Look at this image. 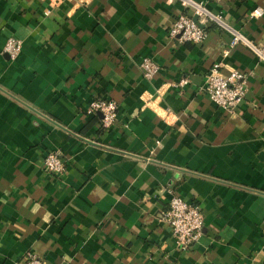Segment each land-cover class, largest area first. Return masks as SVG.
Masks as SVG:
<instances>
[{"label":"crops","instance_id":"obj_1","mask_svg":"<svg viewBox=\"0 0 264 264\" xmlns=\"http://www.w3.org/2000/svg\"><path fill=\"white\" fill-rule=\"evenodd\" d=\"M180 14L203 44L169 37ZM232 30L264 45V0H0V264H264V63L223 57ZM216 63L245 76L231 112L202 92ZM94 99L117 105L109 130ZM174 196L204 216L186 250L160 219Z\"/></svg>","mask_w":264,"mask_h":264},{"label":"built area","instance_id":"obj_2","mask_svg":"<svg viewBox=\"0 0 264 264\" xmlns=\"http://www.w3.org/2000/svg\"><path fill=\"white\" fill-rule=\"evenodd\" d=\"M190 3V0H187ZM194 15L202 18L204 24L215 22L220 27H224L218 17L213 16L200 5L194 6ZM260 15L258 10L254 11L251 16ZM197 20L185 14L178 15L171 24L168 35L176 38L182 43H190L193 45H201L206 39V31ZM228 47L222 52L223 57H227L230 50L237 45L247 47L259 60L264 63V45L257 46L242 33L233 31ZM21 50V43L9 38L4 47L3 53L7 54L10 59H15ZM222 63L212 65L206 76L202 92L217 107L227 112L239 105L245 94V76L244 74L232 71L228 76L221 74ZM140 69L145 79H152L157 73V67L149 59H143ZM186 81H181L178 86L186 85ZM88 113L101 115V128L109 130L114 124L117 117V105L112 100L94 99L89 107ZM44 171L53 175L60 176L64 172V163L60 159L57 152H49L43 159ZM161 221L167 223L170 227L177 246L186 250L189 249L201 237L204 228V216L198 205L185 202L178 196H174L167 209L160 214ZM264 238V229L262 231ZM24 264H43L42 260L33 253H27L23 259Z\"/></svg>","mask_w":264,"mask_h":264},{"label":"water","instance_id":"obj_3","mask_svg":"<svg viewBox=\"0 0 264 264\" xmlns=\"http://www.w3.org/2000/svg\"><path fill=\"white\" fill-rule=\"evenodd\" d=\"M194 21H196V22H197V19L195 18V19H194ZM99 116L101 117V115H99Z\"/></svg>","mask_w":264,"mask_h":264}]
</instances>
